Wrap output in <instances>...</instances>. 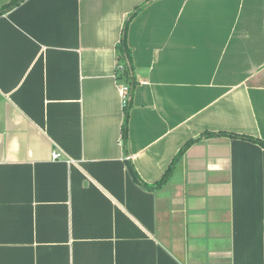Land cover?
<instances>
[{
	"label": "crops",
	"instance_id": "0c3cea01",
	"mask_svg": "<svg viewBox=\"0 0 264 264\" xmlns=\"http://www.w3.org/2000/svg\"><path fill=\"white\" fill-rule=\"evenodd\" d=\"M205 132L264 142V0H24L0 16V264H264V147L200 139L154 190L128 170L154 186Z\"/></svg>",
	"mask_w": 264,
	"mask_h": 264
},
{
	"label": "trees",
	"instance_id": "16d2710c",
	"mask_svg": "<svg viewBox=\"0 0 264 264\" xmlns=\"http://www.w3.org/2000/svg\"><path fill=\"white\" fill-rule=\"evenodd\" d=\"M24 0H11L7 4L3 5L0 7V16L5 14L6 12L10 11L11 9L17 7L20 5ZM143 7H137L135 8L132 13L127 17L123 28H122V33L120 37L119 43L116 45V66L121 67V71L116 70V81L127 86L129 91L127 94V99L125 104L123 105V120L121 124V144L122 148L124 151V154L127 153V139H128V122H129V112H130V107H131V95H132V90L136 85V80L133 75V66H132V61H131V52L130 49L127 45L126 37H127V30H128V25L130 20L140 11V9ZM216 137H226V138H240V139H245L249 140L252 142H255L259 144L260 146L264 147V142L260 141L259 139L256 138H251L246 135H239V134H232V133H224V132H205L202 133L199 137L187 141L182 148L179 150L178 154L175 156L174 160L170 163L169 167L163 174L161 180L155 184L154 186H147L144 182H142L137 175L134 167L132 164L128 161V158H126L127 161V167L132 175L133 179L138 183L140 186L143 188H146L147 190H154L156 187H159L163 185L169 178L170 174L173 171V167L175 162H177L180 157L184 154L186 149L193 143L197 142L200 139H206V138H216Z\"/></svg>",
	"mask_w": 264,
	"mask_h": 264
},
{
	"label": "built area",
	"instance_id": "2783aa9c",
	"mask_svg": "<svg viewBox=\"0 0 264 264\" xmlns=\"http://www.w3.org/2000/svg\"><path fill=\"white\" fill-rule=\"evenodd\" d=\"M116 70L121 71L122 69H121V67L116 66ZM128 91H129V89L127 86H125V85L120 86V92L122 93V101H123L122 105H124L126 102ZM52 156H53V159L60 158V154L58 152H54Z\"/></svg>",
	"mask_w": 264,
	"mask_h": 264
}]
</instances>
